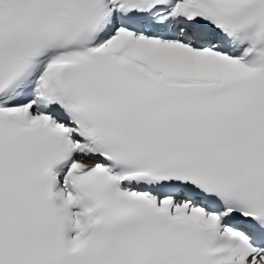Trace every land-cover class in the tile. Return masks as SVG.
I'll list each match as a JSON object with an SVG mask.
<instances>
[{"label":"snow or ice","instance_id":"1","mask_svg":"<svg viewBox=\"0 0 264 264\" xmlns=\"http://www.w3.org/2000/svg\"><path fill=\"white\" fill-rule=\"evenodd\" d=\"M0 264H264V0H0Z\"/></svg>","mask_w":264,"mask_h":264}]
</instances>
